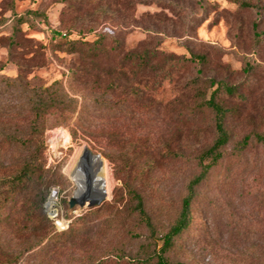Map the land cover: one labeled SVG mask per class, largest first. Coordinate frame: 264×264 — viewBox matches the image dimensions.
Wrapping results in <instances>:
<instances>
[{
    "label": "rangeland",
    "instance_id": "1",
    "mask_svg": "<svg viewBox=\"0 0 264 264\" xmlns=\"http://www.w3.org/2000/svg\"><path fill=\"white\" fill-rule=\"evenodd\" d=\"M54 31L90 41L108 34L122 40L125 52L156 49L161 70L144 76L136 96L133 73L124 75L119 66L110 72L111 59L87 74L76 73L78 56L59 44ZM193 55L204 62L191 61ZM18 76L22 85L4 84ZM211 80L239 88L238 96L222 91L217 97L233 110L227 121L231 141L199 190L192 226L166 258L184 264H264V143L257 138L264 135V0H0V133L33 140L36 150L46 129L50 184L41 190L47 196L50 188H60L64 216L72 214L75 231L66 243L69 235L54 238L59 233L54 235L43 217L30 216L17 197L1 215L0 264H131L151 254L155 245L129 196L112 210L108 204L120 196L131 170L129 183L144 196L159 238L168 232L186 183L200 170L197 157L215 140L213 114L198 109L217 88ZM21 86L64 91L76 100L77 111L68 106L62 114L51 112L32 129L31 94ZM80 125L89 136L79 132L73 140L71 130ZM66 133L70 141L63 144L56 137ZM244 139L248 146L241 149ZM136 147L148 155L138 159ZM24 149H5L0 170L17 171ZM81 149L107 162L109 198H92L98 185L85 178L84 167L82 180L72 178ZM73 197L86 206L69 211L65 202ZM91 202L105 205L78 220Z\"/></svg>",
    "mask_w": 264,
    "mask_h": 264
},
{
    "label": "trees",
    "instance_id": "2",
    "mask_svg": "<svg viewBox=\"0 0 264 264\" xmlns=\"http://www.w3.org/2000/svg\"><path fill=\"white\" fill-rule=\"evenodd\" d=\"M242 5L245 7L249 6V4L247 6L246 2H242ZM53 36L56 39L60 38L61 42H59V44L63 45L70 54H76L78 56L79 68L76 73L80 75H82V73L87 74L94 67L99 68L105 63L104 61L109 63L110 59L111 64L108 66L110 67V72H115L116 66H119L120 71L124 75L126 74V70L132 72L135 77L134 80L136 81V85L133 86L131 94L136 96L141 95L139 86L142 85L144 76L161 70V67L157 64L158 62H156V59L160 57L159 55L161 53L156 49L125 52L122 40L111 37L108 34L99 35L98 38L91 41L85 38L70 39L69 35H64L55 31L53 32ZM116 60H118V62ZM190 60L201 63L204 62V58L200 55H193ZM115 61L116 63L114 65ZM105 65L107 64L105 63ZM77 79L79 81L80 76H78ZM199 80L198 78L190 82V86L195 87L199 83ZM210 82L212 87L216 85L217 88L214 89L210 97L199 104V108H197L206 109L213 114L215 140L208 149L197 157L200 170L186 183L180 210L168 232L159 238L155 223L147 211L144 196L129 183L133 178V172L131 170H128L124 184L119 188L120 196L117 198L116 195L113 202L108 204V207L112 210L114 206L125 200V194L129 196L128 198L133 205V213L139 217L141 224L149 231L150 240L155 245L153 252L146 258L130 261L131 264H184L168 261L166 254L192 226L194 221L193 209L199 197V190L209 180L214 169L220 165L224 156V150L231 141V133L228 129L227 121L233 114V110L218 102L217 97L222 91L229 96L239 95V88L237 85H229L225 82H216L212 80ZM4 84L9 87H17V85H22V80L20 76L14 79L6 78ZM21 87L24 92L31 94L28 103L31 104L32 112L35 115L32 129H36L37 125L45 123L46 116L51 112L62 114L68 106H73V111H77L76 105L74 106L76 100L69 97L64 91H53L52 88H32L29 90L26 86ZM77 127L71 130L73 140L79 138V132L83 137L87 138L89 136L83 125H80V128ZM45 132L46 129L43 128L40 132L41 140L39 139L38 141L39 147L36 150H32L34 146L33 140L28 141L16 137H7L4 133H0V145H4V147H0V156L3 154V151L5 152V149H7L9 153L16 145H19L20 149L22 147L28 150L26 151L27 153L22 156L21 164L17 171L8 173L0 170V224L3 222L1 218L3 210L15 202L17 197H21L23 200V207L28 211L30 216H36L39 219L43 217V219L52 226L54 235L59 233L53 236L54 238L60 237L63 234L69 235L64 239V243H66L70 238H74L75 235V231L70 230L71 227H74V217L72 214L69 213L66 215V218L71 220L68 230L58 232L52 221L44 212V203L47 196L46 192L42 191L41 188L48 187L50 184L48 177L49 172L46 168V159L44 157L46 144L42 139ZM257 138L264 143V135L258 136ZM247 146V139L239 142V148L243 149ZM135 149H137L135 156H137L138 159L146 157L149 153L147 149L144 150V148L141 149V147H136ZM169 156L175 159L183 157L178 153H171ZM136 159H132V165L136 164ZM104 203L86 208L85 212L79 216L78 220L84 217L85 214L87 215V213L100 212L105 205ZM65 206L69 211L75 210L70 208L69 202H65ZM159 245L160 247L157 249Z\"/></svg>",
    "mask_w": 264,
    "mask_h": 264
},
{
    "label": "bare ground",
    "instance_id": "3",
    "mask_svg": "<svg viewBox=\"0 0 264 264\" xmlns=\"http://www.w3.org/2000/svg\"><path fill=\"white\" fill-rule=\"evenodd\" d=\"M56 138L63 144L70 141V135L68 133L57 136ZM82 167H84L83 175L85 178L90 179L92 177L98 185V188L94 195H92V198L96 201L109 198L111 188L107 162L103 158H91L84 149H81L71 170L72 178L77 181L82 180L81 177H78L80 173L83 172Z\"/></svg>",
    "mask_w": 264,
    "mask_h": 264
},
{
    "label": "built area",
    "instance_id": "4",
    "mask_svg": "<svg viewBox=\"0 0 264 264\" xmlns=\"http://www.w3.org/2000/svg\"><path fill=\"white\" fill-rule=\"evenodd\" d=\"M62 193L59 187L49 189L47 198L44 203V212L48 218L55 224L58 232L66 231L71 223V220L64 216L62 207Z\"/></svg>",
    "mask_w": 264,
    "mask_h": 264
},
{
    "label": "water",
    "instance_id": "5",
    "mask_svg": "<svg viewBox=\"0 0 264 264\" xmlns=\"http://www.w3.org/2000/svg\"><path fill=\"white\" fill-rule=\"evenodd\" d=\"M97 157H100V155H98ZM69 204H70L71 208H74L76 205H80V206L84 207V206H86V201L85 200L81 201L77 197H73L70 200ZM94 204H96V203L91 202V203L88 204V206H93Z\"/></svg>",
    "mask_w": 264,
    "mask_h": 264
}]
</instances>
